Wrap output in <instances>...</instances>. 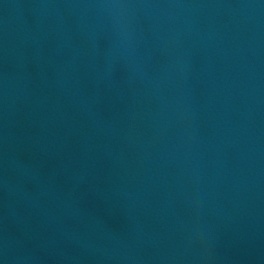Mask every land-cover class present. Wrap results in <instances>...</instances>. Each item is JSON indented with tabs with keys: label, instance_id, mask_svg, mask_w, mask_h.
<instances>
[{
	"label": "water",
	"instance_id": "water-1",
	"mask_svg": "<svg viewBox=\"0 0 264 264\" xmlns=\"http://www.w3.org/2000/svg\"><path fill=\"white\" fill-rule=\"evenodd\" d=\"M0 264H264V0H0Z\"/></svg>",
	"mask_w": 264,
	"mask_h": 264
}]
</instances>
